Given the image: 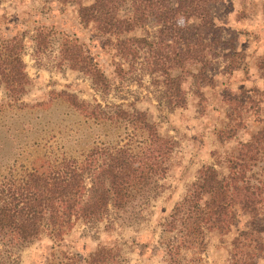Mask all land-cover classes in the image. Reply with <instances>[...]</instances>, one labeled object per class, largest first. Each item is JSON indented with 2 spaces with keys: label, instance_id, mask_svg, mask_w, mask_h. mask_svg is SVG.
Masks as SVG:
<instances>
[{
  "label": "rangeland",
  "instance_id": "374dc122",
  "mask_svg": "<svg viewBox=\"0 0 264 264\" xmlns=\"http://www.w3.org/2000/svg\"><path fill=\"white\" fill-rule=\"evenodd\" d=\"M91 1L0 0V39L22 36L29 78L17 99L0 81V173L10 165L16 169L39 165L41 157L61 153L80 157L94 145L129 142L134 147L150 140L146 128L130 117L116 116L117 107L143 112L159 135L172 141L164 160L167 170L151 184L148 198L130 201L135 205L132 213L110 210L95 221L77 220L60 239L41 233L14 249L5 264H95L88 258L100 245L113 250L106 264H264V190L257 214L236 208L227 232L205 230L204 245L181 247L177 261L169 260L165 247L175 233L161 231V223L186 195L199 169L213 164L225 173L226 158L264 125V0L211 4V17L218 27L205 33L212 45L205 48L203 63L187 61L182 70H171L182 77L184 104L180 105L165 98L161 73L151 71L155 57L147 45L139 47L134 58H122L97 31L96 23L79 21L78 5ZM125 13L121 9L120 14ZM178 21L194 25L197 20L184 22L180 17ZM41 25L51 29L45 38L41 30H35ZM65 35L78 39L99 64L107 78L105 86L96 85L63 60ZM127 35L147 37L167 56L177 50L171 39L159 33L153 19ZM61 90L87 103L86 110L58 95ZM246 175L255 184L263 180L264 147L249 161ZM247 229L252 234L234 242Z\"/></svg>",
  "mask_w": 264,
  "mask_h": 264
},
{
  "label": "trees",
  "instance_id": "16d2710c",
  "mask_svg": "<svg viewBox=\"0 0 264 264\" xmlns=\"http://www.w3.org/2000/svg\"><path fill=\"white\" fill-rule=\"evenodd\" d=\"M215 1L92 0L79 4L77 15L84 25L96 23L97 31L113 44L122 58H134L139 47L147 45L155 57L151 71L161 73L165 98L169 103L180 105L184 104L182 77L181 74L172 75L171 70H182L187 61L203 63L205 48L212 45L210 40H206L205 33L218 27L211 17V4ZM121 9L126 13L121 15ZM180 17L184 22L190 19L197 21L194 25H181ZM147 19L157 22L159 33L177 45L176 52L167 56L155 49L147 37L127 35ZM35 30H41L42 38L51 31L44 25ZM23 47L20 35L0 39V81L4 82L13 99L19 98L29 81L24 70ZM61 54L63 60L86 73L96 85L107 84L99 64L85 53L78 39L65 35ZM201 70L202 67L198 68V72ZM58 95L73 106L86 110L87 103L79 101L74 93L61 90ZM90 113L94 114V111ZM115 115L130 117L138 127L146 128L150 140L134 147L129 142L94 145L89 153L80 157L61 153L41 157L39 165H22L21 169L10 165L0 173V264H5V258H9L14 249L34 241L41 233L60 239L77 220L95 221L110 210L132 213L135 205H131V200L149 197L151 184L167 170L164 160L173 143L159 135L143 112L117 107ZM263 147L264 125L250 140L240 142L237 152L226 158L225 173L213 164L199 169L186 195L175 203L161 223L163 233H175L166 241L169 260L179 259L181 247L200 249L204 245L205 230L227 232L234 223L236 208L251 216L257 214L264 178L258 180V184L252 183L246 170L249 161L255 160ZM251 234L249 229L242 230L234 237V242ZM112 256V247L100 245L88 261L106 264Z\"/></svg>",
  "mask_w": 264,
  "mask_h": 264
}]
</instances>
